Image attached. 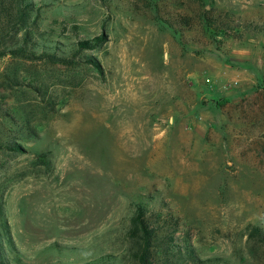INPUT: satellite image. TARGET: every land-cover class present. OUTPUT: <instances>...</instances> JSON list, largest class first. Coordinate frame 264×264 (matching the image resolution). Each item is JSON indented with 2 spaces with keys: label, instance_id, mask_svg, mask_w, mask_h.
Here are the masks:
<instances>
[{
  "label": "rangeland",
  "instance_id": "obj_1",
  "mask_svg": "<svg viewBox=\"0 0 264 264\" xmlns=\"http://www.w3.org/2000/svg\"><path fill=\"white\" fill-rule=\"evenodd\" d=\"M203 1L264 21V0ZM35 2L38 54L66 61L0 58V264L123 260L141 197L200 256L264 264V36L181 35L136 0Z\"/></svg>",
  "mask_w": 264,
  "mask_h": 264
},
{
  "label": "trees",
  "instance_id": "obj_2",
  "mask_svg": "<svg viewBox=\"0 0 264 264\" xmlns=\"http://www.w3.org/2000/svg\"><path fill=\"white\" fill-rule=\"evenodd\" d=\"M145 6L146 15L153 16L176 32L199 31L204 34H225L243 39L248 33L264 36V21L235 24L230 18L214 14L203 0H136ZM164 7H172V12ZM155 9V14H152ZM40 7L35 0H0V58L12 55L21 59H49L66 61L57 50L38 54ZM228 16V15H227ZM106 40L104 34L76 42L75 53L96 49ZM264 93V80L259 87ZM222 105V104H220ZM11 150L22 151L19 144ZM125 236L128 243L123 260L104 255L88 264H228L221 257H202L183 233L180 216L172 209L154 206V197L133 204ZM1 235V234H0ZM250 237L264 245V228L253 226ZM1 240V239H0ZM1 243V242H0ZM2 249L0 244V259Z\"/></svg>",
  "mask_w": 264,
  "mask_h": 264
}]
</instances>
